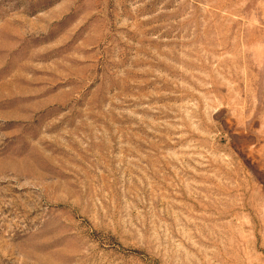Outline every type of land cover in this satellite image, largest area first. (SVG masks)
<instances>
[{
	"label": "rangeland",
	"instance_id": "374dc122",
	"mask_svg": "<svg viewBox=\"0 0 264 264\" xmlns=\"http://www.w3.org/2000/svg\"><path fill=\"white\" fill-rule=\"evenodd\" d=\"M0 264H264V0H0Z\"/></svg>",
	"mask_w": 264,
	"mask_h": 264
}]
</instances>
